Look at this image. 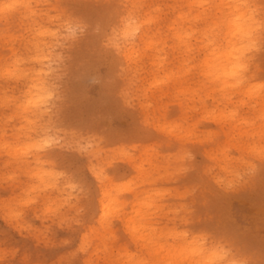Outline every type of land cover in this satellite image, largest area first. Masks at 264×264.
I'll return each mask as SVG.
<instances>
[{"label": "clouds", "instance_id": "9594fccd", "mask_svg": "<svg viewBox=\"0 0 264 264\" xmlns=\"http://www.w3.org/2000/svg\"><path fill=\"white\" fill-rule=\"evenodd\" d=\"M0 264H264V0H0Z\"/></svg>", "mask_w": 264, "mask_h": 264}]
</instances>
